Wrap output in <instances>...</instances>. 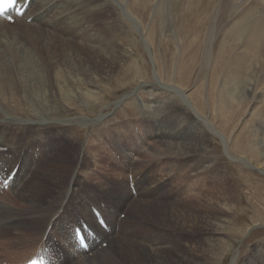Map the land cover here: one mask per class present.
Instances as JSON below:
<instances>
[{"label":"rangeland","instance_id":"1","mask_svg":"<svg viewBox=\"0 0 264 264\" xmlns=\"http://www.w3.org/2000/svg\"><path fill=\"white\" fill-rule=\"evenodd\" d=\"M159 1L54 0L52 19L45 23L48 32L39 31L36 40L30 36L34 29H27L23 23L0 25V91L17 92L13 94L20 96L19 109L31 111L27 117L16 111L17 114L6 113L0 100V133L12 137L8 135L1 147L19 141L14 151L20 152L21 160L32 153L39 156L32 161L31 170L22 165L25 173L19 188L6 190L7 197L0 193V212L5 216L2 220L9 221L0 226V264H24L37 253L55 217L50 236L59 252L65 254V264H254L255 260V264H264V102L253 107L245 93L247 84L238 81L232 86L228 79L245 65L238 59L244 51L233 61L236 42L233 47L223 44L220 32L211 62L204 64L202 41L206 31L195 36L197 28L177 29L172 15L165 14L164 7L159 10ZM50 6L51 0H33L32 15ZM228 17L227 13L219 14V31L231 21ZM110 18L113 25L108 32L99 34V23L105 24ZM167 21L174 31L164 28ZM84 35L97 40L91 43L89 52L85 48L83 53L79 45L72 56H65L69 51L64 53L51 45H76ZM76 55L83 61L76 60ZM62 61L85 68V86L80 90L85 98L66 99L54 121L45 123L42 116H33L42 111L31 103L33 100L18 79L30 63L39 71L43 69L40 78L47 77V68L55 78L57 70H61L59 75L64 73ZM261 71L244 74L246 82L259 88L258 94H264ZM12 79L16 84L13 88ZM46 89L49 93L56 87ZM186 95L196 110H192ZM50 98L51 106H55L58 101L51 95ZM153 112L157 120L151 119ZM32 121L43 126L52 123V129L47 133L36 129L37 132L32 128L38 127L28 126ZM64 122H69L70 127ZM3 124L20 130L3 128ZM176 124L187 131H203L201 140L207 147L197 158L179 159L162 147V141L169 136L160 128L165 126L170 131ZM65 156L68 161L62 163L60 158ZM207 157L210 161L205 167L194 172L197 162ZM6 159L10 166L14 155ZM45 169L63 177L55 180L44 198L49 202L35 204L25 199L22 190L37 175L41 174L37 176L41 182L46 180L42 175ZM75 174L77 179L73 180ZM97 195L106 197L116 211L115 217L105 215L114 234L101 231L108 247L105 243L103 248H107L92 258L76 261L78 257H73L70 247L65 246L69 226L65 218L83 215L95 224L88 213ZM165 209H184L188 213L176 227L163 218ZM95 227L99 229L96 224Z\"/></svg>","mask_w":264,"mask_h":264},{"label":"bare ground","instance_id":"2","mask_svg":"<svg viewBox=\"0 0 264 264\" xmlns=\"http://www.w3.org/2000/svg\"><path fill=\"white\" fill-rule=\"evenodd\" d=\"M43 2H45V0H43ZM18 3L22 4L24 6V8H26V11H25L24 15L22 16V18H18V19L14 18V20L16 19L15 24L17 23L15 26L21 25L23 23L27 26V29H34V30L30 31V36L33 38V40H36L38 38V32L39 31L45 30L48 32V29L46 28L45 23H48V22L50 23V20L52 19V16L50 14H51L52 10L55 8L54 0H51V6L49 8H44L42 10H39L33 15H32L33 11H31V9L33 8L32 7L33 0H19ZM124 5H126V4H124ZM158 5H159V10H160V7H164L165 14L169 13V15L170 14L172 15L171 17L176 21L177 29L178 28L184 29V28L188 27L189 30H191V29L197 28L196 29L197 32L195 33V36H197L199 34V31H202V30L206 31V34H204L205 39L202 41L203 47L205 45V47H204L205 48V54L203 55V61L205 62L204 64H209L211 62L210 60H211V55L213 52L214 42L217 39L220 32H221L222 36L224 35L223 36L224 39L222 40L223 44H225V45L230 44L231 47H233V45L236 42L238 49H237V53L234 54L233 61H235L236 57H238L237 55L241 51H244V53L238 59L244 60L245 65L242 68L236 69L234 72H232L231 77L228 76L230 84L233 86V83L234 84L236 82L238 83V81H242V83H246L248 87L246 88L245 93H246V96L249 97L253 101V107H256L260 103L262 104L264 102V94L263 93L258 94L257 92H258L259 88H257L255 86V84H253V82H251V81L246 82L245 81V75H244V74L248 73V71H249V73L252 72L254 74H256V73L259 74V72L261 70H263V72H264V0H164V1L160 0ZM125 8H126V6H125ZM224 13L228 14V16H229L228 18H231V21L229 22V24H226L219 31V29H220L219 23L220 22H219L218 17H219V14H221L223 16ZM162 15H163V13H162ZM169 15H168V17H170ZM165 18H166V16H165ZM204 18L206 21L203 20ZM167 20H169V19L167 18ZM109 21L106 22L105 24L99 23V25H101V29L98 31L99 34L104 33L107 29L110 28V24H112L114 22V20H113V22L111 23V18L109 19ZM175 21H174V24H175ZM141 23H143V22H141ZM5 24L10 25L6 21H0L1 26L4 27ZM163 24L165 25L164 28L166 30H168L169 32L174 31L175 28L170 27L169 26L170 24H168V21L164 22ZM112 27H114V26H112ZM177 29L175 31H177ZM186 31H187V29H186ZM107 32H108V30H107ZM28 33H29V31H28ZM49 34H50V32H49ZM119 37H120V35H119ZM80 38H81V42H79L76 45H70L67 42H61L60 44H53L52 43L51 45L55 49L58 48V49L62 50V52H64V53L66 52V50L69 51L68 54H67V52L65 54H63L65 56H72L74 53L73 52L74 47H76V50H78L77 47L79 45L83 49V53L85 52V48H87L86 51L88 50V52H89L92 48L91 43L95 42L96 39L94 37L88 36V35L80 36ZM198 40L200 41V39H198ZM34 42H32V43H34ZM85 42H88L89 46L88 45L85 46ZM100 42H98V44ZM101 44H100V46H101ZM128 45H130V44L128 43ZM94 47L97 48L96 46H94ZM98 48H100V47L98 46ZM48 50H49V48H48ZM101 52H102V50H101ZM68 60H70V59H67V62H68ZM76 60L83 61V58H80L79 56L76 55ZM62 62L64 63V66H65V69H64L65 75H64V73L59 75V73H61L60 72L61 70H57V71L55 70L56 71L55 72V78H54V76L51 77V75L49 73L50 71L47 68V70H45V76H47V77L40 78L38 75L41 73L40 72L41 70L43 71V69H41L39 71V68L34 63H30V64H27L23 68V72H21L22 76H21V78L18 79L19 82L22 84V86L27 91L30 98L33 100V102L30 100L31 103H35L36 105H38L40 107L38 109H40L42 111L39 115L33 114V116H35V117H37V116L41 117L42 116L44 118L45 123L54 121V115L57 113H60V111L62 110L61 107H63V105H65L64 101L66 99L71 98L73 100H76V99L80 98L81 96L84 97L83 96L84 92H80V90H82L83 86H85V80H86L85 79V68H78L79 66H74L73 63H66V61L65 62L62 61ZM2 65L5 66L6 64H2ZM4 69H6V68H4ZM2 72L3 71L1 68L0 74ZM37 72H38V74H37ZM17 75H19V74H17ZM262 77H264V74L262 75ZM3 78H5V77H3ZM11 78H8V79H11ZM242 78H243V80H242ZM4 82H5V80H4ZM4 84H5V86L7 85L6 83H4ZM95 84H96V82L95 83L93 82L91 84L92 87H95ZM10 85L12 88L14 85H16L14 83L13 79L10 82ZM53 85H54V87H56L55 91L48 93V89H46V87H50V89H51V86H53ZM11 87H9V89H12ZM3 88H4V85H3ZM4 89H6V87ZM15 89H17V88H15ZM163 90H165V89H163ZM13 92L14 91H11V92L6 91V93H5L3 90L0 91V100L4 103V105L7 108L6 113L7 112L12 113V112L16 111V112H20L21 117L29 116V114L31 112V111L29 112L30 109L28 110L25 108L26 112L19 109V106L21 104V101H20L21 99L19 100L20 96L18 98V96L15 95L17 92H14L15 94H13ZM18 92H20V91H18ZM5 94L6 95L9 94V95L6 96ZM49 94L51 95V97L53 96V98L58 101L55 106H51V101H50L51 98H50ZM183 95H184V93H183ZM186 99H188V101L191 102L190 97H188L187 95H186ZM154 101H155V98L151 102L154 103ZM191 104H192V106H191L192 110H196L197 107L195 108V106L193 105L192 102H191ZM17 107H18V109H17ZM13 108H16V109L13 110ZM155 108H153V109H155ZM36 109H37V107H36ZM33 113H34V111H33ZM149 114H151V113H149ZM146 115H147V113H146ZM3 116L6 117L7 114L6 115L4 114ZM20 116H18V117H20ZM150 117L152 120L158 119L157 116H155L154 112L150 115ZM196 117H197V115H196ZM37 120L39 121L38 118H37ZM32 122H33V124L28 125V126L38 127V128H32L34 130L39 129L40 131H45L47 133V130L52 129V123L46 124L43 126V125H41L43 123L37 124L35 121H32ZM1 124L2 123H0V125ZM70 125L71 124L69 122L66 124L67 127H70ZM2 127L20 130L19 128L14 127V125H12V124H8V126H7V124H5V125L3 124ZM164 128H165V130H164ZM164 128H160V130L163 129L165 136H169V139L166 137L162 141V145H163L162 147H164L165 150L168 149L170 152H174V154L177 156V158L179 156V159L185 158V157H186V159H188V158L189 159H195V158H197V154H200L201 152L206 150V147H207L206 143H203V141L201 140L203 138V136H202L203 131L200 128H198V129L196 128L194 130L195 132L192 130L187 131V130L181 129L179 127V125H177V124L175 126L176 129L173 128L170 131H167L165 126H164ZM36 131L38 132V130H36ZM16 133H17V131H16ZM8 135L9 134L0 133V179L1 180L2 179L7 180L13 173H15L14 179L10 183V186L8 189V191H14L17 189L19 184H21L24 180V178H23V175L25 173L24 169L31 170L33 168L32 161L36 162L38 160L39 156H38V154L35 155L34 153H32L26 157H23V159L21 160L20 152L14 151V149L17 148V146L19 145V141L18 142L13 141L11 144H7L4 147H1L3 142L8 137ZM18 136L21 137V135H18ZM183 136H185V137H183ZM175 137H178V138L176 139ZM46 138H44V139H46ZM56 140H57V138H56ZM31 141L29 142V146H30ZM40 146L42 148L44 147L43 144ZM52 148H55V147H52ZM29 150H31L30 147H29L28 151ZM81 154L82 153L79 154L80 155L79 156L80 161L83 160ZM12 155H14V159H13L11 165L9 166L8 165L9 162H7L8 159H6V158L9 156H12ZM171 155H172V153H171ZM60 160L63 161L62 163H66L68 161V157H66V156L61 157ZM75 160H74V163H75ZM209 161H210V158H208V157L201 159L200 161L197 162L199 164L198 165L196 164L194 166L193 171L195 172V170H199L202 167L204 168L205 163L209 162ZM22 165H23L24 169L22 168ZM258 169H259V167H258ZM263 172H264V170H263ZM263 172H261V173H263ZM40 175H37V176H40ZM42 175L45 177L44 179H46V180L41 182V180H39V178L37 176H35V178L32 180L31 185L27 179L29 184L27 185V187L24 188V190L21 189L22 195L25 196V199H28L32 202H35V204H41V205H43V203H45V202L47 203L50 201V200L46 201L44 198L50 192L51 186L55 183V180H58L60 177H63V176H60L59 173H57L56 171L50 172L49 169H45L43 171ZM75 179H77L76 174H75L73 180H75ZM29 180H30V177H29ZM48 183H49V185H48ZM135 185L137 187L136 181H135ZM155 192H159V190H157ZM1 194L4 197L7 195V193L5 191H2ZM55 194H57V193H55ZM19 195H20V193H19ZM104 198L107 199L106 197H104ZM66 199H68L67 194H66V197L64 198V202L67 201ZM105 199H103L101 196L97 195L96 196V203L93 202V203L89 204V210H90L89 211L90 213H88L89 217L91 216V218L93 219V221L99 227L100 230L95 227V224L90 223L89 222L90 220L88 221L87 218H85L83 215L77 216V217H75V219L68 218V217L65 218V220L69 222L68 236H67L65 246L70 247V251L72 252L73 257H78L76 261H78L84 257H89V258L91 257L92 258L91 255H94L97 251H100L102 249H106L109 245V242H106L101 231L107 235H113L114 234L112 226L109 225V223L105 219V215L107 214L109 216L115 217L116 211L111 207V205L109 204L110 202L109 203L106 202ZM136 203L137 202L135 201V204ZM156 203H158V202H156ZM103 205H105V208L103 207ZM167 205H163L164 208L167 207ZM169 206H170V204H169ZM123 207H124V205H123ZM159 207H161V206H159ZM94 208H95V210L99 211L100 214L102 215V217L104 218L107 229L103 228V226H101L97 222V219H96L95 215L93 214ZM0 209H2V208H0ZM59 213L63 214L64 210H61ZM182 213H184V214H182ZM187 213H188V211H185L184 209H181L180 211L179 210L178 211H175V210L169 211V210L165 209L164 213L162 215H163L164 219L171 221L177 227L178 225L181 224V221L187 216ZM2 217L4 218L5 216L3 214H1V212H0V226L1 225H8L9 221L8 220H2ZM57 218L58 217H55L53 220L51 219L52 222L50 221L51 223L49 224V226L46 229L45 236L41 240L40 244L38 245L39 247L37 248L36 251L38 252L40 250V248L46 249L52 264H65V254L63 252L62 253L59 252V250L57 248V243L55 241H53L54 239L50 236V233L53 230V226L55 224L54 222ZM119 220H121V215L119 216ZM207 222H205V223H207ZM84 225H87L89 227V229L92 230L91 231L92 233L94 232L93 233L94 237L91 238L89 236V234H87L84 230L82 231L84 234V237H86V240H87L88 250L81 249L80 246L77 244L75 236H74L75 235L74 234L75 228H82V227H84ZM119 227H120V225H119ZM4 229L6 230L7 227H4ZM127 231L130 232L131 227H128ZM116 234H118V233H116ZM105 243H107V247L103 248V245ZM166 249H168V248L166 247ZM166 249H164V250H166ZM34 254L32 256H34ZM32 256L29 257L28 259L31 260ZM28 259H26L24 262H27ZM133 263H134V261H133ZM255 263H256V260L254 261V264ZM135 264H137V263H135Z\"/></svg>","mask_w":264,"mask_h":264},{"label":"snow or ice","instance_id":"3","mask_svg":"<svg viewBox=\"0 0 264 264\" xmlns=\"http://www.w3.org/2000/svg\"><path fill=\"white\" fill-rule=\"evenodd\" d=\"M5 7H7L8 4L15 5L19 2V0H2ZM22 15V13H20Z\"/></svg>","mask_w":264,"mask_h":264},{"label":"water","instance_id":"4","mask_svg":"<svg viewBox=\"0 0 264 264\" xmlns=\"http://www.w3.org/2000/svg\"><path fill=\"white\" fill-rule=\"evenodd\" d=\"M122 6V5H121Z\"/></svg>","mask_w":264,"mask_h":264}]
</instances>
